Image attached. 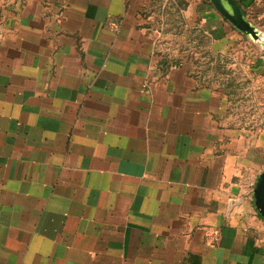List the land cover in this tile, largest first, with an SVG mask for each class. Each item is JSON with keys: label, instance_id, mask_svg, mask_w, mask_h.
I'll list each match as a JSON object with an SVG mask.
<instances>
[{"label": "crops", "instance_id": "obj_1", "mask_svg": "<svg viewBox=\"0 0 264 264\" xmlns=\"http://www.w3.org/2000/svg\"><path fill=\"white\" fill-rule=\"evenodd\" d=\"M237 36L211 0H0V264H264V127L194 65L264 75Z\"/></svg>", "mask_w": 264, "mask_h": 264}, {"label": "rangeland", "instance_id": "obj_2", "mask_svg": "<svg viewBox=\"0 0 264 264\" xmlns=\"http://www.w3.org/2000/svg\"><path fill=\"white\" fill-rule=\"evenodd\" d=\"M242 11L246 18L261 30V35L264 34V30L250 19L247 11L243 8ZM223 17L236 31L237 43H247L248 51L245 56L249 58L264 52L262 39H254ZM197 39L201 40L200 37ZM243 54L233 51L213 54L205 50L197 53L194 65L205 82L224 97L228 114L247 126L264 127V75L251 71L249 61L242 57Z\"/></svg>", "mask_w": 264, "mask_h": 264}, {"label": "water", "instance_id": "obj_3", "mask_svg": "<svg viewBox=\"0 0 264 264\" xmlns=\"http://www.w3.org/2000/svg\"><path fill=\"white\" fill-rule=\"evenodd\" d=\"M226 1L231 7V10L227 8L224 4ZM214 7L219 11L223 16L229 19L234 25L239 29L250 34L254 39H262L261 30L255 27L244 15L241 6L237 3L236 0H211ZM256 203L260 212L264 216V174L263 179L258 184L256 189Z\"/></svg>", "mask_w": 264, "mask_h": 264}, {"label": "bare ground", "instance_id": "obj_4", "mask_svg": "<svg viewBox=\"0 0 264 264\" xmlns=\"http://www.w3.org/2000/svg\"><path fill=\"white\" fill-rule=\"evenodd\" d=\"M224 4H225V6L227 7V8H229L230 10H231V6L226 2V1H224ZM262 38H264V34L262 33V36H261Z\"/></svg>", "mask_w": 264, "mask_h": 264}, {"label": "trees", "instance_id": "obj_5", "mask_svg": "<svg viewBox=\"0 0 264 264\" xmlns=\"http://www.w3.org/2000/svg\"><path fill=\"white\" fill-rule=\"evenodd\" d=\"M238 1V0H237ZM239 5H240V2L238 1Z\"/></svg>", "mask_w": 264, "mask_h": 264}]
</instances>
